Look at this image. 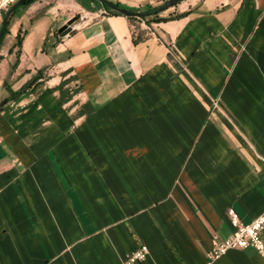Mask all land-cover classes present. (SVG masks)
I'll use <instances>...</instances> for the list:
<instances>
[{
	"label": "crops",
	"instance_id": "crops-1",
	"mask_svg": "<svg viewBox=\"0 0 264 264\" xmlns=\"http://www.w3.org/2000/svg\"><path fill=\"white\" fill-rule=\"evenodd\" d=\"M22 5L0 42V264H123L142 244L134 264H264L207 258L229 207L264 211V0H181L136 26L101 0Z\"/></svg>",
	"mask_w": 264,
	"mask_h": 264
},
{
	"label": "built area",
	"instance_id": "built-area-1",
	"mask_svg": "<svg viewBox=\"0 0 264 264\" xmlns=\"http://www.w3.org/2000/svg\"><path fill=\"white\" fill-rule=\"evenodd\" d=\"M18 0H0V25L7 10ZM226 216L233 226V231L222 240L215 243L207 252L208 260H213L232 248L252 247L264 255V211L248 223L241 221L238 213L232 207L226 210ZM149 253L147 245L134 248L123 264H134L143 260Z\"/></svg>",
	"mask_w": 264,
	"mask_h": 264
},
{
	"label": "water",
	"instance_id": "water-1",
	"mask_svg": "<svg viewBox=\"0 0 264 264\" xmlns=\"http://www.w3.org/2000/svg\"><path fill=\"white\" fill-rule=\"evenodd\" d=\"M27 0H18L16 3H14L5 13V15L3 16L1 25H0V38L4 32V28L8 19V16L11 14V12L19 5H22L26 2ZM103 3H105L108 7H110L111 9L118 11L122 14H124L127 17H142V16H146L149 14H153L157 11H160L162 9H166L174 4H176L177 2L181 1V0H167L164 4H162L161 6H159L158 8L148 11V12H135V11H131V10H127V9H123V8H119L117 7L115 4H113L112 2H109L107 0H101ZM83 15L80 14H76L74 16H72L70 19H68L62 26H60L57 29L58 32V36L59 37H65L67 35H69L72 31L73 28L79 24H81L83 22Z\"/></svg>",
	"mask_w": 264,
	"mask_h": 264
},
{
	"label": "trees",
	"instance_id": "trees-1",
	"mask_svg": "<svg viewBox=\"0 0 264 264\" xmlns=\"http://www.w3.org/2000/svg\"><path fill=\"white\" fill-rule=\"evenodd\" d=\"M30 1H32V0H27L26 3L30 2ZM160 5H161V4H160ZM160 5H157V6L153 7L151 10H154V9L158 8ZM17 8H18V7H17ZM17 8H16V9H17ZM16 9H14V10L11 12V14L8 16V19H7V22H6L5 28H4V32H3V34H2V36H1V38H0V42H1L2 38L4 37V35L8 32V29H9L8 25H9L10 19H11L12 15L14 14V12H15ZM164 10H165V9H164ZM164 10L162 9V10H160V11H157V12L153 13V14H149V15L142 16V17H127V18H128L129 22H130L132 25L136 26L137 23H138V22H141V21H145V22H147V23H149V22H151V21H162V20L165 21V20H167V19H170V18H172V17H176V16H177V15H175V16L169 15V16H165V17H159V13H161V12L164 11ZM108 12H109V13H113V14H120V13L114 11V10H111V9H109ZM180 15H181V14H180ZM25 33H26L25 30H22L21 28L18 29V31H17V33H16V36H15V42H14V45H13V46H17V47L20 48V46H21V44H22V42H23V39H24V35H25ZM133 33H134V32H133ZM143 38H144V37L141 36V35L138 33V34L134 35V37H133V42L136 43V42L140 41V40L143 39ZM18 54H19V49L17 50V56H18ZM17 61H18V59L15 61L14 65H16ZM42 76H43L42 73H41V72H38V73H37L32 79H30L28 82H26V83L24 84V86H23L19 91L14 92V93H13V97H14V95H18V94H20V93H21L22 91H24L27 87H29V85H31L34 81H36L38 78H40V77H42ZM13 97H11V98H13ZM7 99H10V98H7ZM59 100L61 101V103H64V102H65V99H64V91H63L62 89H60ZM79 113H82V112L79 111Z\"/></svg>",
	"mask_w": 264,
	"mask_h": 264
},
{
	"label": "rangeland",
	"instance_id": "rangeland-1",
	"mask_svg": "<svg viewBox=\"0 0 264 264\" xmlns=\"http://www.w3.org/2000/svg\"><path fill=\"white\" fill-rule=\"evenodd\" d=\"M21 6H23V5H19V6H17V7L19 8V7H21ZM8 27H10V23H9ZM3 39H4V37L2 38V40H3Z\"/></svg>",
	"mask_w": 264,
	"mask_h": 264
}]
</instances>
